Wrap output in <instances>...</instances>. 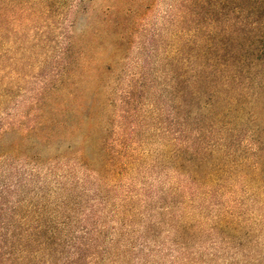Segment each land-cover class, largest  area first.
<instances>
[{
    "label": "trees",
    "instance_id": "trees-1",
    "mask_svg": "<svg viewBox=\"0 0 264 264\" xmlns=\"http://www.w3.org/2000/svg\"><path fill=\"white\" fill-rule=\"evenodd\" d=\"M50 1L30 3L31 29ZM25 6L0 0V264H214L219 163L264 154V0H172L127 83L113 65L129 36L105 15L92 36H114L109 61L67 51L59 87L13 119L40 46Z\"/></svg>",
    "mask_w": 264,
    "mask_h": 264
},
{
    "label": "rangeland",
    "instance_id": "rangeland-1",
    "mask_svg": "<svg viewBox=\"0 0 264 264\" xmlns=\"http://www.w3.org/2000/svg\"><path fill=\"white\" fill-rule=\"evenodd\" d=\"M32 2L26 0L23 42L29 54L32 45L40 46L35 49L38 57L25 62L27 78L21 91L25 97L19 105H12L9 110L13 119L25 111L24 102L29 92L59 87L55 81L61 74L63 58L69 55L67 51L81 52V63L86 65L87 61L93 62L97 72L105 61H109L108 56L115 45L114 36H99L94 32L97 37H93V31L104 29L102 20L105 15L109 16L112 26L120 23L129 36L125 53L118 59L119 65H113V74H121L124 83H127L128 77L140 71L142 65L151 68L152 27H164L162 18L172 0H159L153 17L152 0H52L49 12L35 24V30L27 24ZM78 5L77 16H68L72 6L76 9ZM17 43V23L12 19L9 38L12 63L16 57ZM29 54L27 57H30ZM137 81L140 83L139 79ZM10 138L2 145L14 140ZM225 161L233 164L229 171L223 167ZM218 168V230L214 264H264V154L225 156ZM150 251L152 242L149 254Z\"/></svg>",
    "mask_w": 264,
    "mask_h": 264
}]
</instances>
